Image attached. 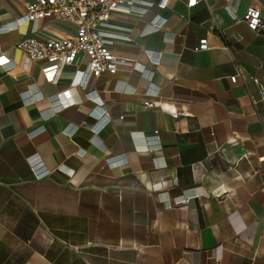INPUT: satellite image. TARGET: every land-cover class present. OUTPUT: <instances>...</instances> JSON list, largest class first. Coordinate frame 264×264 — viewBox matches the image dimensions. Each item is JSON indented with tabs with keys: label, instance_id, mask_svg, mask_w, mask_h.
Listing matches in <instances>:
<instances>
[{
	"label": "crops",
	"instance_id": "0c3cea01",
	"mask_svg": "<svg viewBox=\"0 0 264 264\" xmlns=\"http://www.w3.org/2000/svg\"><path fill=\"white\" fill-rule=\"evenodd\" d=\"M33 1L0 0V264H264V33L233 20L264 0H140L86 82L16 48L75 33Z\"/></svg>",
	"mask_w": 264,
	"mask_h": 264
},
{
	"label": "built area",
	"instance_id": "2783aa9c",
	"mask_svg": "<svg viewBox=\"0 0 264 264\" xmlns=\"http://www.w3.org/2000/svg\"><path fill=\"white\" fill-rule=\"evenodd\" d=\"M171 0H159L157 7L161 10L168 8ZM206 0H185L188 9H194L205 3ZM140 0H34L26 5L24 20L26 22H39L45 19H58L68 22L75 27L72 37L62 40H40L35 37L27 38L17 44L16 48L22 51L26 57V63L41 62L43 71L52 76L64 67L77 63L80 56L87 59V67L79 72L81 82L91 78L97 79L104 73L115 75L120 67L128 65L122 59L117 58L107 36L102 32V26L107 23L117 11L146 13L139 10L137 4ZM236 24H245L254 33H264V16L262 9L251 5L244 16L233 17ZM131 41V39H128ZM210 50L208 39L199 43L197 52ZM242 78V72L238 69L236 75L231 77L232 83H237ZM264 100V89L261 90ZM255 104V103H254ZM144 106L153 109L157 104L145 102ZM93 130L97 127L93 126ZM158 132L154 133L152 141L146 145L150 150L157 143ZM188 200L179 205H187Z\"/></svg>",
	"mask_w": 264,
	"mask_h": 264
}]
</instances>
